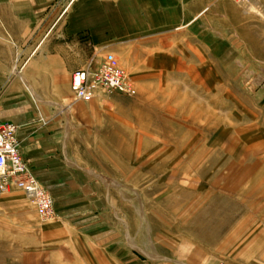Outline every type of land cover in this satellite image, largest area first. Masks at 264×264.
<instances>
[{"label": "rangeland", "instance_id": "1", "mask_svg": "<svg viewBox=\"0 0 264 264\" xmlns=\"http://www.w3.org/2000/svg\"><path fill=\"white\" fill-rule=\"evenodd\" d=\"M211 8L212 48L142 82L106 55L133 93L66 101L63 155L97 192L63 215L49 195V220L1 193L0 264H264V0Z\"/></svg>", "mask_w": 264, "mask_h": 264}, {"label": "crops", "instance_id": "2", "mask_svg": "<svg viewBox=\"0 0 264 264\" xmlns=\"http://www.w3.org/2000/svg\"><path fill=\"white\" fill-rule=\"evenodd\" d=\"M216 1L0 0V122L18 127L21 156L56 212L79 208L80 191L97 192L63 155L65 124L56 115L72 100V73L112 55L136 67V82L152 81L161 67L180 66L182 44L212 48L205 36Z\"/></svg>", "mask_w": 264, "mask_h": 264}, {"label": "built area", "instance_id": "3", "mask_svg": "<svg viewBox=\"0 0 264 264\" xmlns=\"http://www.w3.org/2000/svg\"><path fill=\"white\" fill-rule=\"evenodd\" d=\"M70 91L72 101L78 103L89 102L105 93L129 96L133 87L115 59L98 63L92 58L84 69L72 73ZM17 133L16 125L0 122V194L20 191L36 207L42 219H52V199L22 158Z\"/></svg>", "mask_w": 264, "mask_h": 264}, {"label": "bare ground", "instance_id": "4", "mask_svg": "<svg viewBox=\"0 0 264 264\" xmlns=\"http://www.w3.org/2000/svg\"><path fill=\"white\" fill-rule=\"evenodd\" d=\"M233 12H234V11H233ZM213 17H214V16H213ZM210 21H211V20H210ZM248 26H249V25H248ZM199 38H200V37H199ZM232 43H233V42H232ZM233 48H234V47H233ZM230 49H231V48H230ZM214 52H215V51H214ZM237 52H238V51H237ZM227 53H230L229 50H228ZM227 53H226V54H227ZM214 54H216V53H214ZM224 55H225V54H224ZM211 58H212V57H211ZM226 58H227V56H226ZM226 58H225V59H226ZM223 59H224V57L222 58V60H223ZM222 60H221V61H222ZM208 61H209V60H208ZM225 62H226V61H225ZM138 118H139V117H138Z\"/></svg>", "mask_w": 264, "mask_h": 264}]
</instances>
